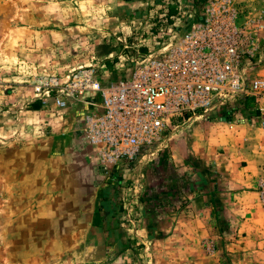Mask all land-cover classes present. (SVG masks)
I'll return each mask as SVG.
<instances>
[{
	"label": "rangeland",
	"instance_id": "374dc122",
	"mask_svg": "<svg viewBox=\"0 0 264 264\" xmlns=\"http://www.w3.org/2000/svg\"><path fill=\"white\" fill-rule=\"evenodd\" d=\"M236 1L240 20L256 32L261 61L251 75L264 76V0ZM205 2L0 0V114L19 103L27 111V124L32 125L23 136L17 130L13 139L5 134L0 137V264H117L119 256L125 264H193L196 256L187 251H195L198 242L183 235L180 224L193 192H205L215 210L213 233L219 240L203 243L207 254L217 258L212 264L248 261L249 255L233 245L235 225L219 216L226 179L199 158H191L206 146L211 154L219 153L213 149L214 127L222 121L238 120L241 114L251 117L248 112L234 111L239 101L231 104L229 120L220 116L222 109L177 120L166 133L165 147L142 152L125 169L102 172L95 179L100 189L97 186L88 199L92 207L80 214L86 223H48L54 215L48 207L39 211L46 215H36L27 203L37 199L39 182L50 191L47 200L52 199L55 187L68 185L69 155L73 149L77 152L72 139L77 135L75 125L101 102L99 94L86 93L65 108L56 107L52 100L43 104L44 98L34 91L38 78L50 75L65 80L91 69L103 85L118 80L132 71L136 61L177 39L184 31L183 20L200 13ZM38 120H43L40 127ZM60 157L67 162L62 173ZM40 159L44 161L38 165ZM33 167L39 177H29ZM258 188L260 192V183ZM92 209L93 224L87 216ZM70 212L65 218L77 219L67 216ZM145 214L151 216V223L139 221ZM144 228H152L148 244L138 238L143 237L138 231ZM53 232L61 237L53 238ZM170 235H174L172 240L165 241Z\"/></svg>",
	"mask_w": 264,
	"mask_h": 264
},
{
	"label": "built area",
	"instance_id": "2783aa9c",
	"mask_svg": "<svg viewBox=\"0 0 264 264\" xmlns=\"http://www.w3.org/2000/svg\"><path fill=\"white\" fill-rule=\"evenodd\" d=\"M240 15L236 0H206L200 13L183 20L177 39L136 61L128 76L103 85L91 69L65 80L43 75L34 91L43 104L52 100L58 108L86 93L99 94L100 104L84 115L82 133L109 174L122 161L165 147L177 120L229 111L242 97L264 96V76L251 75L261 61L256 32ZM259 124L264 129V109ZM260 196L264 202V180Z\"/></svg>",
	"mask_w": 264,
	"mask_h": 264
},
{
	"label": "crops",
	"instance_id": "0c3cea01",
	"mask_svg": "<svg viewBox=\"0 0 264 264\" xmlns=\"http://www.w3.org/2000/svg\"><path fill=\"white\" fill-rule=\"evenodd\" d=\"M130 73L131 71H128L124 77ZM11 98L13 97L11 96ZM22 106L19 103L13 104L4 113L0 114V137H3L5 134V137L13 139L17 135V130H22L21 136H23L25 134L24 129L32 126L29 123L27 124L28 121H26L25 117L27 111L22 110ZM37 107L41 109V106ZM251 109L257 112L262 111L264 109V96L258 99L253 97ZM21 114H23V117ZM18 119H21V121ZM42 121L38 120V127H40ZM75 126L76 134L80 135V138L77 135L75 136L77 139L72 137L74 141L76 140L75 146L77 152L73 149L72 154L69 155L71 156L69 164L70 172L67 173L66 177L68 185L65 188L55 187L54 191H52V199L47 200L46 197L50 191H47L41 185V182H39L37 187H35V193L38 194L37 199L33 200L30 198L27 202L29 207L35 209L36 215H46V213L40 214L39 211L48 207L54 215L52 216V220L46 222L54 225L86 223L87 219L83 221L80 214H83L84 211L86 214L90 206V200L88 199L93 196L94 191L98 190L97 186L99 184H95V179L96 177L99 178V176L102 177V171L95 164L96 157L92 146L88 144L82 134L83 121L78 122ZM214 128L217 132L213 138V141L216 142V147L213 149H217L219 153L215 152L211 154L209 148L206 146L198 149V153H193L191 158L193 160L199 158L204 166L212 167L219 173V176L226 179L227 185L224 186L225 189H223L224 192L222 193L225 200H223L222 205H219L220 210H218L220 217L228 218L235 225L233 233L234 243H231L237 247V250L244 251L246 255H249V259L245 264H264V202L261 199L258 188L259 183L264 180V129L259 125V117H244L242 114L238 120L222 121L220 125ZM72 139H70V142ZM199 156H201V159ZM43 159L38 160V165H40L41 161H44ZM59 159L62 161L60 162L62 173V169L67 162L63 157ZM133 163L122 161L117 168L124 167L125 169ZM33 168L29 170V177H39L40 175ZM219 189L221 190L222 188L219 187ZM208 199L209 197L205 192H193L190 196L188 209L184 210L185 212L182 211L184 214L180 219V224L183 226V235L187 233L189 238L195 239L198 242L195 251H187V255L189 253L190 256H196L192 261L193 264H212V262H217V258L209 256L203 246V243L207 239L219 240L218 235L213 233L216 232L215 216H213L215 210ZM63 209H66V212L71 211L67 213V216L71 218L76 216L77 219L67 220L65 218L66 212L64 213ZM87 216H90V223L93 224V209L91 213L87 212ZM139 221L151 223L152 218L150 215L145 214V216L139 218ZM167 223L169 222L165 220V224ZM176 224H179V221ZM171 227L170 230H172ZM149 231L151 232L152 228L149 230L144 228L138 231V234L143 236L138 238L146 244L150 243L147 237L149 238L152 233ZM57 233L53 232V238L61 237ZM69 234H72V231H69L68 236ZM173 236H167L165 241L172 240ZM183 239H186V237L183 236ZM115 262L117 264H125L120 256Z\"/></svg>",
	"mask_w": 264,
	"mask_h": 264
},
{
	"label": "trees",
	"instance_id": "16d2710c",
	"mask_svg": "<svg viewBox=\"0 0 264 264\" xmlns=\"http://www.w3.org/2000/svg\"><path fill=\"white\" fill-rule=\"evenodd\" d=\"M252 100L253 97L251 96L240 98V103L235 107L234 111L248 112L250 113L249 115L258 118L260 116V112L251 109ZM232 112V110L222 111L220 112V116H222L224 120H229V113L231 114Z\"/></svg>",
	"mask_w": 264,
	"mask_h": 264
}]
</instances>
